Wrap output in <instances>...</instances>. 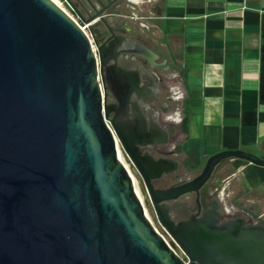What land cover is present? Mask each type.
<instances>
[{"label": "water", "instance_id": "95a60500", "mask_svg": "<svg viewBox=\"0 0 264 264\" xmlns=\"http://www.w3.org/2000/svg\"><path fill=\"white\" fill-rule=\"evenodd\" d=\"M64 1L82 23L111 32L115 14L107 11L125 0ZM107 43L95 56L52 0H0V264H264V224L220 223L218 211L198 216V202L194 209L184 202L190 194L198 201L221 161L264 168V159L221 151L194 178L155 188L178 162L141 150L164 144L168 134L156 124L147 133L136 102L128 120L131 95L150 90L122 60L111 63L120 44ZM133 47L135 56L152 57ZM118 149L184 260L154 230Z\"/></svg>", "mask_w": 264, "mask_h": 264}, {"label": "crops", "instance_id": "0c3cea01", "mask_svg": "<svg viewBox=\"0 0 264 264\" xmlns=\"http://www.w3.org/2000/svg\"><path fill=\"white\" fill-rule=\"evenodd\" d=\"M110 13L147 26L143 44L172 66L166 105L200 161L226 150L264 159V0H125ZM215 173L226 211L264 223V168L227 159Z\"/></svg>", "mask_w": 264, "mask_h": 264}, {"label": "flooded vegetation", "instance_id": "af4514ba", "mask_svg": "<svg viewBox=\"0 0 264 264\" xmlns=\"http://www.w3.org/2000/svg\"><path fill=\"white\" fill-rule=\"evenodd\" d=\"M74 4L76 5V3ZM113 7L116 6H112L107 11V13L111 14L110 10ZM70 10L72 11L71 8ZM73 14L76 16L74 12ZM111 16L113 17H110L108 21L111 32H109V30L104 28L102 24L98 22L88 25L89 33L92 37L94 46L97 47L104 43H106L107 46L108 41H112L114 44L119 43L120 47L118 48L117 52L111 55V58L115 56V59H113L111 63L119 66V61L122 60L124 65H126V67L128 66V69L138 72V76L140 78V87L146 86L150 90V94L146 93L143 89L140 91V93H133L131 95L130 103L128 105V120L132 119L133 109L135 107L132 106V103L136 102L147 122V133H154V125L156 124L160 129L164 130L168 134L167 141L164 144L154 143L152 145L142 147L141 150L146 152L155 160L159 158H168L178 162L177 170L174 173L163 176L160 180H157L154 183V187L158 189H165L186 182L179 181L171 183V180L182 167L186 171L191 170L193 165L199 161L200 156L198 150L194 148V145L185 140L183 137L182 123H180L181 125H177V123H175L176 121L173 117V110L170 108V106L166 105L165 90L171 86L172 80L169 79V81H167V79L164 77V73L171 69L172 66L170 64L161 62L156 56L155 52L151 51L145 44H143V36H145V33L148 30L147 26L139 23L138 28H134L133 26L127 24H114V20L118 21V19H116L117 16ZM135 43L150 50L154 55L152 54L151 58L146 59L135 56L133 54L134 51L137 50L133 47ZM107 103H113L110 95L107 97ZM110 116H112V113ZM150 121L152 122L150 123ZM178 156H181L183 159H178ZM195 198L196 197H194L193 194H190L184 202L187 205L192 206L193 209L198 202L200 205V213L198 216L202 215V213L208 210L218 211L215 203L212 201L213 199L211 194H203L200 190L198 201ZM220 215V223L234 220L236 218L244 219L247 224L258 223V221H252L241 216L229 217L222 213H220ZM173 218L177 220L179 219L177 215H175ZM259 223L264 224L263 222Z\"/></svg>", "mask_w": 264, "mask_h": 264}, {"label": "rangeland", "instance_id": "374dc122", "mask_svg": "<svg viewBox=\"0 0 264 264\" xmlns=\"http://www.w3.org/2000/svg\"><path fill=\"white\" fill-rule=\"evenodd\" d=\"M57 1V3L59 4V7L64 10V12H66L69 16H71L74 20L77 21L78 24H81V21L73 14V12L70 10V8L67 6V4L63 1V0H55ZM87 32V34L90 35L89 33V29L87 28L85 30ZM174 106H170V108L173 110ZM120 154L122 156V162L124 164V166L126 167V169L128 170V172L130 173V175L133 177L134 181H135V185H136V192L137 195L139 197L140 202L143 205L144 211L146 213V216L149 218V220L151 221V223L153 224V226L156 228V230L162 235L165 236V232L163 231V229L158 225V222L156 220V217L153 213V209L150 206L149 208H146L145 205V199L144 196L140 190L139 187V178L131 171V164L129 162V160L127 159L126 155L124 154V152L120 149ZM178 159H183L181 156H178ZM205 161H198L197 163H195L192 167L191 170L186 171L183 167L173 176L171 183L172 182H179V181H187L190 180L192 178H194L195 176H197L202 168L204 167ZM218 174H212L210 179L207 181V183L203 186V188L201 189L203 194H211L212 195V201L215 203L216 208L218 209V211L226 216L229 217H235V216H239L240 214L238 212H233V210L231 211H226V205H230V199L227 198L226 196H222V194L220 193V180ZM248 218V217H247ZM259 222V221H258Z\"/></svg>", "mask_w": 264, "mask_h": 264}, {"label": "built area", "instance_id": "2783aa9c", "mask_svg": "<svg viewBox=\"0 0 264 264\" xmlns=\"http://www.w3.org/2000/svg\"><path fill=\"white\" fill-rule=\"evenodd\" d=\"M64 11V10H63ZM66 13V12H65ZM67 14V13H66ZM68 15V14H67ZM70 18L79 26V28L85 33V35H86V37H87V39H88V41H89V43H90V45H91V48H92V50H93V52H94V54H95V56H96V47L94 46V44H93V40H92V37L89 35V34H87V32L85 31L87 28H88V25H86V24H84V23H82L81 22V24H78L77 23V21L76 20H74L71 16H70ZM99 80V79H98ZM100 88H101V86H100ZM106 125H107V123H106ZM149 219V218H148ZM150 221V220H149ZM151 222V221H150ZM152 224V223H151ZM152 226H153V224H152ZM153 228H154V230L161 236V238L164 240V242L166 243V245L180 258V259H182V260H184V258H186L185 257V255L182 253V251L179 249V247L174 243L172 246H170V243L172 242V239L169 237V235L165 232V235H166V237L165 236H162L157 230H156V228L153 226ZM162 228V227H161ZM163 229V228H162ZM184 264H189V262H188V260L187 259H185L184 261Z\"/></svg>", "mask_w": 264, "mask_h": 264}, {"label": "bare ground", "instance_id": "6f19581e", "mask_svg": "<svg viewBox=\"0 0 264 264\" xmlns=\"http://www.w3.org/2000/svg\"><path fill=\"white\" fill-rule=\"evenodd\" d=\"M57 6H59V4L57 3V1H55V0H52ZM118 157H119V159H120V161L122 162V156H121V154H120V151H119V149H118ZM122 164H123V162H122ZM124 165V164H123ZM125 167V166H124ZM126 168V167H125ZM127 170V169H126ZM130 174V173H129ZM131 176V175H130ZM132 177V176H131ZM132 180H133V183H134V189H135V192H136V185H135V181H134V179H133V177H132ZM136 194H137V192H136ZM138 196V195H137ZM139 198V197H138ZM145 212V211H144Z\"/></svg>", "mask_w": 264, "mask_h": 264}]
</instances>
